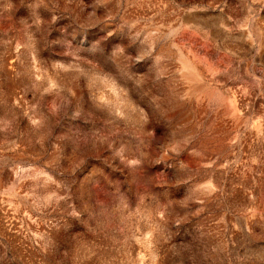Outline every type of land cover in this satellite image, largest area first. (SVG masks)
<instances>
[{
	"label": "rangeland",
	"instance_id": "374dc122",
	"mask_svg": "<svg viewBox=\"0 0 264 264\" xmlns=\"http://www.w3.org/2000/svg\"><path fill=\"white\" fill-rule=\"evenodd\" d=\"M0 264H264V0H0Z\"/></svg>",
	"mask_w": 264,
	"mask_h": 264
}]
</instances>
